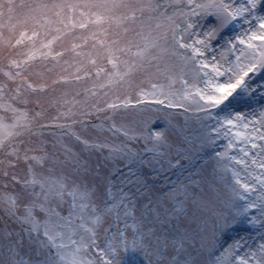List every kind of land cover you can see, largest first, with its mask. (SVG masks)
I'll return each instance as SVG.
<instances>
[{
    "label": "snow or ice",
    "instance_id": "6c2138e0",
    "mask_svg": "<svg viewBox=\"0 0 264 264\" xmlns=\"http://www.w3.org/2000/svg\"><path fill=\"white\" fill-rule=\"evenodd\" d=\"M0 264H264V0H0Z\"/></svg>",
    "mask_w": 264,
    "mask_h": 264
}]
</instances>
